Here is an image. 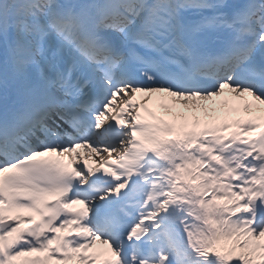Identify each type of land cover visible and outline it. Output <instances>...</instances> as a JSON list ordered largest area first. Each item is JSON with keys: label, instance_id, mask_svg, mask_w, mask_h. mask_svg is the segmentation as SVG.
Returning <instances> with one entry per match:
<instances>
[{"label": "snow or ice", "instance_id": "1", "mask_svg": "<svg viewBox=\"0 0 264 264\" xmlns=\"http://www.w3.org/2000/svg\"><path fill=\"white\" fill-rule=\"evenodd\" d=\"M0 264H264V0H0Z\"/></svg>", "mask_w": 264, "mask_h": 264}]
</instances>
